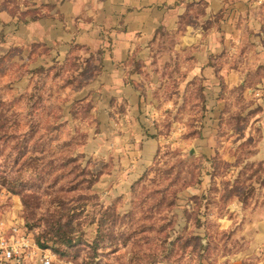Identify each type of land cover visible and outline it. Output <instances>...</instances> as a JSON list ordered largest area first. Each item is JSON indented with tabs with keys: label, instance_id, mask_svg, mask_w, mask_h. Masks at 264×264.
<instances>
[{
	"label": "rangeland",
	"instance_id": "1",
	"mask_svg": "<svg viewBox=\"0 0 264 264\" xmlns=\"http://www.w3.org/2000/svg\"><path fill=\"white\" fill-rule=\"evenodd\" d=\"M66 3L0 0V229L21 224L52 264L254 261L262 46L229 47L217 64L239 74L213 88L197 50L163 34L114 78L99 42L52 40L56 23L70 30Z\"/></svg>",
	"mask_w": 264,
	"mask_h": 264
},
{
	"label": "crops",
	"instance_id": "2",
	"mask_svg": "<svg viewBox=\"0 0 264 264\" xmlns=\"http://www.w3.org/2000/svg\"><path fill=\"white\" fill-rule=\"evenodd\" d=\"M66 1L68 6L64 9L70 12V30H62L57 27L60 23H56L53 29L61 34L54 33L52 40L99 42L100 46H105V52L102 51L105 68L114 78H120L115 64L126 62L137 48L153 45L163 34L176 36L179 44L197 50L194 56L200 67L193 73L204 77L208 87H217L219 78L226 83L239 74V69L217 64L224 56L233 54H228L231 46L261 45L254 56L256 61H264V0ZM79 15L85 17L84 21H77ZM248 25L251 38L245 33ZM222 50L225 52H220ZM251 61H255L254 58ZM123 90L131 97L138 93L129 84L124 85ZM260 217V227H256L252 237L255 241L259 235L260 251L255 252L258 257L247 264H264V213Z\"/></svg>",
	"mask_w": 264,
	"mask_h": 264
},
{
	"label": "built area",
	"instance_id": "3",
	"mask_svg": "<svg viewBox=\"0 0 264 264\" xmlns=\"http://www.w3.org/2000/svg\"><path fill=\"white\" fill-rule=\"evenodd\" d=\"M33 240L28 230L21 224L13 223L8 230L0 229V264H25L37 253L36 263L52 264L53 252L42 249ZM35 246L36 248L34 249Z\"/></svg>",
	"mask_w": 264,
	"mask_h": 264
},
{
	"label": "trees",
	"instance_id": "4",
	"mask_svg": "<svg viewBox=\"0 0 264 264\" xmlns=\"http://www.w3.org/2000/svg\"><path fill=\"white\" fill-rule=\"evenodd\" d=\"M66 242H68V243H73V238H67L66 240H65Z\"/></svg>",
	"mask_w": 264,
	"mask_h": 264
}]
</instances>
